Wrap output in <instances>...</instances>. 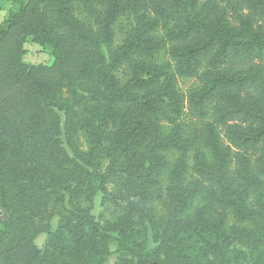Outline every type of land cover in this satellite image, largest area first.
Instances as JSON below:
<instances>
[{
	"label": "trees",
	"instance_id": "1",
	"mask_svg": "<svg viewBox=\"0 0 264 264\" xmlns=\"http://www.w3.org/2000/svg\"><path fill=\"white\" fill-rule=\"evenodd\" d=\"M122 19L132 24L116 44ZM28 41L51 61L26 63ZM179 78L195 85L180 94ZM53 110L62 121L47 118ZM44 143L55 169L43 178L31 151ZM108 188L120 196L122 231L134 211L163 207L152 259L128 248L136 264L170 255L264 264V0H24L9 13L0 206L4 228L26 233L0 248V264H87L107 242L122 245L90 214ZM55 215L51 232L44 222ZM43 232L56 242L42 252L34 241Z\"/></svg>",
	"mask_w": 264,
	"mask_h": 264
},
{
	"label": "rangeland",
	"instance_id": "2",
	"mask_svg": "<svg viewBox=\"0 0 264 264\" xmlns=\"http://www.w3.org/2000/svg\"><path fill=\"white\" fill-rule=\"evenodd\" d=\"M24 0H2L0 1V24L7 19L9 13L17 11L19 5ZM132 22L122 19L115 26V43L119 44L124 36V31L129 28ZM25 52L23 55V60L31 65L47 64L51 61L50 56L41 48V46L28 41L24 44ZM168 58L164 56L163 59ZM130 70L125 67L120 73L121 78L124 80L126 75L129 74ZM195 85V80L192 78H179L178 79V90L180 94L185 93L188 88ZM48 119L56 120L57 117L63 120V116L57 110H53L48 113ZM80 137V138H79ZM78 133L75 135V140L80 145L82 149H85L84 141ZM82 139V140H81ZM62 146L70 149V145L66 138L61 137L59 142ZM32 159L37 161V164L42 167V177L49 175L52 169H55V165L52 162L54 159V154L52 152L51 143L43 144L41 148L32 150ZM17 170L14 166H11L8 171V179L4 184L6 188L11 184V178L15 176ZM120 196L113 189L108 188L107 192L100 193L97 192L93 197L92 210L90 214L94 216L95 222L99 224L101 231L109 236H112L114 240L117 238L121 241L122 245L117 244L116 241L107 242L100 248L99 251H91L87 256V264H136L137 258L132 255L128 248H132L137 252H147L149 257L152 259L154 253L160 240L163 237V207L158 203L149 205L146 207L141 214L134 211L133 215L127 220L128 225L125 227L126 230L122 231L124 225L117 224L116 217L120 212ZM59 210L60 206H58ZM68 206H66L67 209ZM60 212V211H59ZM61 213V212H60ZM66 214V212L64 213ZM84 214V213H82ZM61 216V215H60ZM153 216L154 222H150V218ZM7 212L0 206V230H3V238L1 236L0 248L6 245H12L16 239L26 233V229L20 226H8L4 228V222L7 220ZM59 217L55 215L54 217L46 220L44 224L48 231L54 232L57 228V222ZM78 217L74 220L77 221ZM122 226V227H121ZM35 245L37 248L43 252L48 245L53 244L56 240H53L51 236L49 237L47 233L43 232L39 234L35 239ZM102 247V246H101ZM1 250V249H0ZM150 264H200L195 260L184 257H176L175 255H170L165 261L159 262L154 261Z\"/></svg>",
	"mask_w": 264,
	"mask_h": 264
}]
</instances>
